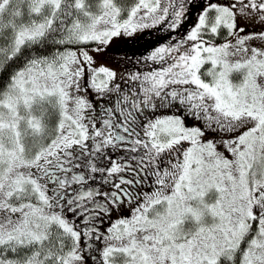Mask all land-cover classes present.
<instances>
[{
	"label": "snow or ice",
	"instance_id": "6c2138e0",
	"mask_svg": "<svg viewBox=\"0 0 264 264\" xmlns=\"http://www.w3.org/2000/svg\"><path fill=\"white\" fill-rule=\"evenodd\" d=\"M0 264H264V0H0Z\"/></svg>",
	"mask_w": 264,
	"mask_h": 264
},
{
	"label": "trees",
	"instance_id": "16d2710c",
	"mask_svg": "<svg viewBox=\"0 0 264 264\" xmlns=\"http://www.w3.org/2000/svg\"><path fill=\"white\" fill-rule=\"evenodd\" d=\"M194 18L195 13H193V19ZM167 36V31L153 29L150 33L143 34V39H130L126 44V47H122V49L120 50L123 53H118L119 58H123L124 54H127L129 57H131L133 53H135L137 56H139L141 53H146V50H150L152 46L168 42L166 39Z\"/></svg>",
	"mask_w": 264,
	"mask_h": 264
},
{
	"label": "rangeland",
	"instance_id": "374dc122",
	"mask_svg": "<svg viewBox=\"0 0 264 264\" xmlns=\"http://www.w3.org/2000/svg\"><path fill=\"white\" fill-rule=\"evenodd\" d=\"M129 42V40H127L126 42L125 41H117L116 42V46L115 48L113 49L114 52H117V53H123L121 52L120 50L123 48L126 47V44ZM124 51V49H123ZM117 58H119V55L117 56Z\"/></svg>",
	"mask_w": 264,
	"mask_h": 264
}]
</instances>
